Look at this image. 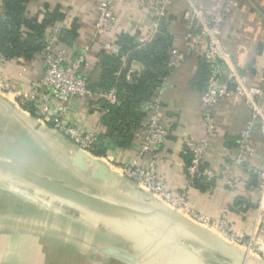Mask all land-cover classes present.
<instances>
[{
  "label": "crops",
  "instance_id": "crops-1",
  "mask_svg": "<svg viewBox=\"0 0 264 264\" xmlns=\"http://www.w3.org/2000/svg\"><path fill=\"white\" fill-rule=\"evenodd\" d=\"M99 1L30 0L27 3L26 14L42 21L48 10L59 8L64 16L55 20L54 25L68 30L74 29L76 25L73 44H67L70 55L74 57L89 40V35L94 28V16ZM196 1L207 11L218 12L229 0ZM238 1V8L227 16L223 24V41L241 69L256 72L264 67V0ZM187 5L186 0L173 4L168 18L164 21L166 35L160 36L165 37L166 42L170 41V46L184 47L186 24L182 15ZM117 11L124 34L128 35L147 26L152 18L149 9L144 7L120 6ZM103 52L99 47L93 50L92 63L86 70L90 85L96 91L106 90L99 86L103 69L101 60ZM203 62L196 55L188 57L181 65L171 69L163 85V121L169 127L170 135L159 150L157 166L169 185L176 189H182L187 185L186 165L190 161V155L184 146V139H200L204 135L200 101L207 80ZM20 67L21 64L17 60H0V72L11 77L17 88L26 90L30 81L38 79L43 74L44 63L40 53L29 63L27 72L23 76L18 74ZM122 68L126 70V79L129 68H133L140 75L144 66L137 60L127 62L126 56V59L122 60ZM121 73L122 71L118 70L116 75H121ZM254 82L256 83V79ZM9 98L13 100V95ZM16 103L20 110L16 111V116L2 105H0V114L11 121V129L14 128V132L16 131L19 137L35 145L36 151L51 162L63 178L41 174L90 191L96 190L93 187L94 180L76 167L73 162L80 148L48 124H42L39 130H35L33 125L38 121L36 116L25 109L22 102L16 101ZM145 103H143V108ZM103 109L110 111V104L105 100L73 97L70 100L67 120L74 122L85 131H97L103 143L104 153L102 155L106 159H111L110 167L121 174L120 167L128 164L138 149V139L133 134L128 146H119L107 135L108 126L105 117L108 112L102 113ZM215 114L218 131L211 138L212 149L206 157V166L214 171L217 179L212 181L202 179L196 183L190 189L189 200L196 211L207 215L212 220L220 218L225 206L234 203L235 207L230 213L231 229L246 234L254 216L253 202L257 199L258 179L247 172L245 166L250 163L258 168H264V132L262 126L257 124L254 132L255 156L244 159L239 153L238 138L242 128L252 118L251 107L243 99L231 97L217 104ZM152 156L151 153L146 154L143 161L151 160ZM236 177L240 178V183L232 189L225 181ZM134 183L133 180L122 175L110 183L100 182L99 184L112 188V194H116L117 198H123L133 194ZM110 196L115 195L109 194ZM139 200L144 209L152 207L145 198L141 197ZM136 227L125 238L132 242L143 241L142 230L149 231L150 251L149 255L145 254L143 257L149 259L152 264H219L226 259L220 253L211 250L180 228L162 219L150 220L149 223L137 229ZM211 230L219 234L216 229L211 228ZM116 232L122 234L121 231ZM205 252L211 254L213 259L209 257L207 259ZM101 258L106 261L112 259L120 262L112 257L102 256Z\"/></svg>",
  "mask_w": 264,
  "mask_h": 264
},
{
  "label": "built area",
  "instance_id": "built-area-1",
  "mask_svg": "<svg viewBox=\"0 0 264 264\" xmlns=\"http://www.w3.org/2000/svg\"><path fill=\"white\" fill-rule=\"evenodd\" d=\"M178 1L181 0H100L89 40L74 57L70 55L67 44L61 39V29L55 25L49 26L44 37V47L40 52L44 63L43 74L30 81L26 90H21L11 77L0 72V92L8 97L13 95L14 101L30 102L39 122L52 126L80 149L112 165L111 159L94 153L96 146L102 142L98 132L85 131L67 120L70 100L73 97H83L102 99L110 105H119L121 99L116 87L96 91L90 86L86 70L92 63L93 50L99 47L109 54L120 56L122 60L126 59L125 55H121L119 43L124 28L118 7H144L151 12L152 18L148 25L130 34L139 48L155 41L161 35V23L166 21L170 8ZM186 1L188 5L182 15L186 24L184 47H170L169 65L173 69L188 57L196 55L209 67L206 87L200 101L204 135L200 139H184V146L190 155V161L186 165L187 185L182 189L172 187L157 166L159 150L170 135V129L163 121L162 93L165 79L144 105L146 116L134 132L135 138L138 139V149L132 160L120 167V172L171 209L207 228L216 229L226 240L264 260V168L250 163L245 166L246 171L258 179L257 199L253 202L254 216L246 234L231 229L230 213L235 207L234 203L225 206L220 218L212 220L196 211L189 200L190 189L197 179H217L214 171L206 166V157L212 149L211 138L218 131L215 108L220 101L238 97L251 107L252 118L239 133L238 149L244 159L255 156L254 132L257 124L262 126L264 132V67L256 72L241 69L223 41V24L227 16L238 8V0H229L218 12L207 11L196 0ZM0 60L6 59L1 57ZM31 62L21 65L18 73L20 76L27 72ZM137 76V71L129 68L126 79L133 83ZM106 112L108 110H102V113ZM148 153H151L153 158L144 162L143 157ZM225 183L235 189L240 183V178L228 179Z\"/></svg>",
  "mask_w": 264,
  "mask_h": 264
},
{
  "label": "rangeland",
  "instance_id": "rangeland-1",
  "mask_svg": "<svg viewBox=\"0 0 264 264\" xmlns=\"http://www.w3.org/2000/svg\"><path fill=\"white\" fill-rule=\"evenodd\" d=\"M11 128V121L0 114V156L63 178L31 141L23 140ZM111 191L112 188H107L96 193L109 196ZM117 224L118 217L101 208L62 203L26 182L5 178L0 173V264H130L103 260L95 251L99 247H94L101 244L118 245L132 255H149L148 238L145 240L142 235L143 241L126 240L131 229H119ZM39 225L66 236L34 231ZM118 229L122 234L116 232ZM205 257L213 259L208 252Z\"/></svg>",
  "mask_w": 264,
  "mask_h": 264
},
{
  "label": "trees",
  "instance_id": "trees-1",
  "mask_svg": "<svg viewBox=\"0 0 264 264\" xmlns=\"http://www.w3.org/2000/svg\"><path fill=\"white\" fill-rule=\"evenodd\" d=\"M29 1L0 0V58L17 60L21 65L31 62L42 51L47 28L64 16L59 8H55L52 11L48 10L45 18L39 21L37 17L26 14ZM75 29L76 25L74 29H61L63 42L73 44ZM161 35H166L164 21L161 23ZM119 43L121 55L127 56V62L137 60L143 64L144 69L136 77L135 82L131 83L125 79L126 70L122 68L121 57L104 51L101 54L103 69L99 86L106 90L111 87L118 89L121 103L110 105V111L105 117L107 135L119 146H128L134 131L141 126L146 116L143 103L152 98L156 87L172 69L169 65L171 46L170 41L165 43L153 41L138 48L134 37L128 34H122ZM203 63L207 80L209 67L206 62ZM118 70L122 71L121 75H116ZM23 107L35 114L30 102H23ZM103 150L101 142L96 146L94 153L102 155ZM201 180L197 179L195 184Z\"/></svg>",
  "mask_w": 264,
  "mask_h": 264
},
{
  "label": "water",
  "instance_id": "water-1",
  "mask_svg": "<svg viewBox=\"0 0 264 264\" xmlns=\"http://www.w3.org/2000/svg\"><path fill=\"white\" fill-rule=\"evenodd\" d=\"M155 41L158 43H165L166 39L163 36H158ZM0 105L5 107L10 113L15 114V116L17 115L16 111H20L17 108L16 101L1 92ZM41 127L42 123L39 121H36L33 125L35 130H39ZM73 162L76 167L87 173L89 178L94 180L93 187L97 191L103 190L105 192L107 188L103 186V184L98 185L96 182L110 183L122 177V175L118 171H114L107 162L93 157L82 149L79 150V153ZM0 173L5 178L26 182L37 191L54 200L61 201L62 203L80 205L89 209L101 208L105 213L108 212L118 217L117 228L119 229H131L130 231L133 232L136 225L139 227L149 223L150 220L156 221L162 219L171 225L180 228L187 235L200 241L211 250L220 253L226 259L219 264H264L263 259L247 253L245 250L226 240L210 228L191 220L177 210L171 209L168 205L154 197L150 192L139 187L136 183H134L133 194L128 197L117 198V195L112 194V192L109 193L115 195L114 197L104 196L103 194L96 193L97 191H90L81 187L73 186L43 175L30 167L4 156H0ZM141 197L150 202L152 207L144 209L139 200ZM114 224L112 225L115 226ZM119 229L117 231H120ZM33 230L42 234L49 233L54 236H66L63 233L54 231L52 228L46 227V225H39ZM141 233L144 235L143 239H150L149 231L142 230ZM74 238L75 236H73V239ZM94 247H99L95 251L102 256L112 257L124 263L152 264L149 262V259L145 257L123 252L118 245L101 244L100 246Z\"/></svg>",
  "mask_w": 264,
  "mask_h": 264
}]
</instances>
